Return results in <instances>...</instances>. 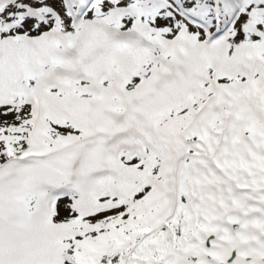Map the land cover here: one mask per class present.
<instances>
[{
    "label": "snow or ice",
    "instance_id": "1",
    "mask_svg": "<svg viewBox=\"0 0 264 264\" xmlns=\"http://www.w3.org/2000/svg\"><path fill=\"white\" fill-rule=\"evenodd\" d=\"M0 264H264V0H0Z\"/></svg>",
    "mask_w": 264,
    "mask_h": 264
}]
</instances>
